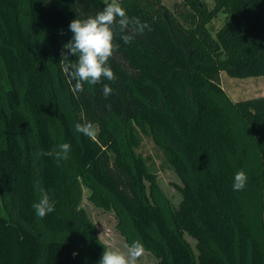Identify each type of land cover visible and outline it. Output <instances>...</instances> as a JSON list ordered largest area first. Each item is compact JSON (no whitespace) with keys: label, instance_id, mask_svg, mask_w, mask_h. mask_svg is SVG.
<instances>
[{"label":"trees","instance_id":"obj_1","mask_svg":"<svg viewBox=\"0 0 264 264\" xmlns=\"http://www.w3.org/2000/svg\"><path fill=\"white\" fill-rule=\"evenodd\" d=\"M182 2L190 22L162 0H0V264H97L107 248L79 208L82 186L156 264H264V96L232 101L220 82L264 76V0ZM109 3L133 21L115 26V78L75 92L59 63L68 25ZM134 18L151 30L135 33ZM89 122L94 137L75 129ZM140 134L179 177L177 208L135 152ZM64 142L71 151L57 159ZM238 171L247 181L234 190ZM37 181L55 204L43 218Z\"/></svg>","mask_w":264,"mask_h":264},{"label":"clouds","instance_id":"obj_2","mask_svg":"<svg viewBox=\"0 0 264 264\" xmlns=\"http://www.w3.org/2000/svg\"><path fill=\"white\" fill-rule=\"evenodd\" d=\"M133 21H130L126 10L119 3H109L104 9L95 16L86 18H75L70 21L68 30L72 33L70 39L62 47L60 65L62 71L67 74L70 80H74V91L82 90L84 82L95 85L101 78L113 80L114 74L109 66V58L112 56L117 45L114 43L115 26L119 25V30H124ZM135 33L142 34L145 29L151 30L146 22H141L134 18ZM121 39L125 44L132 41L133 36L122 34ZM69 56L74 59H69ZM112 89L105 84L103 93L109 95ZM77 132L94 137L96 134L95 126L89 122L86 124L77 123ZM71 151V145L67 142L59 143L57 151L54 153L57 159H67ZM53 155V153H47ZM39 155V153H37ZM247 181L245 172L238 171L233 177V189L240 190ZM34 190L39 193V198L33 203L35 215L43 218L45 215L54 211V201L50 199L48 192L40 186L39 181L34 184ZM145 251L140 241H133L128 245L127 252L118 250L104 249L97 264H135L136 258ZM75 256L76 253L73 252Z\"/></svg>","mask_w":264,"mask_h":264},{"label":"rangeland","instance_id":"obj_3","mask_svg":"<svg viewBox=\"0 0 264 264\" xmlns=\"http://www.w3.org/2000/svg\"><path fill=\"white\" fill-rule=\"evenodd\" d=\"M209 8L213 7V0H204ZM166 9L180 20V14L186 13V17L190 16L185 9L182 0H162ZM185 12V13H184ZM189 16V17H188ZM226 20L224 13H219L208 25L207 29L212 37L223 26ZM220 82L226 95L232 101L246 100L254 97L264 96V76L249 78H233L225 72L220 73ZM141 144L135 152L142 156L149 167V170L156 175L157 185L173 208H177L182 200L181 194L177 187H181V181L176 172L167 163L163 151L158 148L152 141L150 136L140 134ZM148 185V183H146ZM89 191L82 186V197L79 208L83 209L96 227L99 239L105 244L107 249L127 252L128 246L124 238L116 228L117 219L115 214L110 211H104L96 208L88 199ZM186 240L195 250V241L188 235ZM135 264H156L155 257L145 252L136 258Z\"/></svg>","mask_w":264,"mask_h":264},{"label":"crops","instance_id":"obj_4","mask_svg":"<svg viewBox=\"0 0 264 264\" xmlns=\"http://www.w3.org/2000/svg\"><path fill=\"white\" fill-rule=\"evenodd\" d=\"M221 87H222V85H221ZM223 88V87H222Z\"/></svg>","mask_w":264,"mask_h":264}]
</instances>
